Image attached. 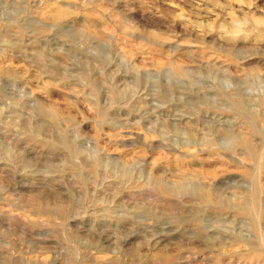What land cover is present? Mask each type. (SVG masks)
I'll return each instance as SVG.
<instances>
[{
    "label": "rangeland",
    "instance_id": "374dc122",
    "mask_svg": "<svg viewBox=\"0 0 264 264\" xmlns=\"http://www.w3.org/2000/svg\"><path fill=\"white\" fill-rule=\"evenodd\" d=\"M0 264H264V0H0Z\"/></svg>",
    "mask_w": 264,
    "mask_h": 264
},
{
    "label": "bare ground",
    "instance_id": "6f19581e",
    "mask_svg": "<svg viewBox=\"0 0 264 264\" xmlns=\"http://www.w3.org/2000/svg\"><path fill=\"white\" fill-rule=\"evenodd\" d=\"M253 208V207H252ZM258 219V217H256ZM261 235V234H260ZM263 240V239H262Z\"/></svg>",
    "mask_w": 264,
    "mask_h": 264
}]
</instances>
